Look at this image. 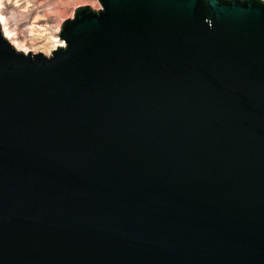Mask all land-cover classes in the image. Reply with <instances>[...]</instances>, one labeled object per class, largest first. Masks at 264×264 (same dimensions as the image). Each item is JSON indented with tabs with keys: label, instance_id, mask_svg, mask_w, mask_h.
<instances>
[{
	"label": "water",
	"instance_id": "water-1",
	"mask_svg": "<svg viewBox=\"0 0 264 264\" xmlns=\"http://www.w3.org/2000/svg\"><path fill=\"white\" fill-rule=\"evenodd\" d=\"M99 2L0 26V264H264V1Z\"/></svg>",
	"mask_w": 264,
	"mask_h": 264
},
{
	"label": "rangeland",
	"instance_id": "rangeland-1",
	"mask_svg": "<svg viewBox=\"0 0 264 264\" xmlns=\"http://www.w3.org/2000/svg\"><path fill=\"white\" fill-rule=\"evenodd\" d=\"M83 7L102 9L99 0H0V13L6 18L8 28L27 42L28 53L46 56H51L53 50L45 38L60 40L63 23L73 19L76 10ZM41 34L44 39L38 38Z\"/></svg>",
	"mask_w": 264,
	"mask_h": 264
},
{
	"label": "bare ground",
	"instance_id": "bare-ground-1",
	"mask_svg": "<svg viewBox=\"0 0 264 264\" xmlns=\"http://www.w3.org/2000/svg\"><path fill=\"white\" fill-rule=\"evenodd\" d=\"M6 18L0 13V26H1V29H2V32L5 36V38L7 40L10 41V43L19 51H22V52H25L28 54L29 52V48H28V45L26 44L27 42L26 41H23V40H20L18 34L13 31V30H10L8 27V24H6ZM31 35L30 36H33L34 35V31L31 30ZM35 37V36H34ZM44 35H40V39H44ZM45 40L48 41V43L52 46V49L51 50H56L58 47H63L64 46V42H62L61 40L59 39H55V38H45Z\"/></svg>",
	"mask_w": 264,
	"mask_h": 264
}]
</instances>
